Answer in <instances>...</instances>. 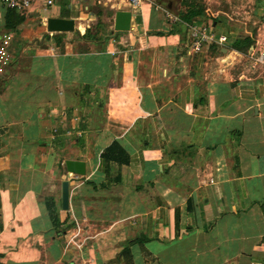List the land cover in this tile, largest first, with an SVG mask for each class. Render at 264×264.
<instances>
[{
  "label": "crops",
  "instance_id": "1",
  "mask_svg": "<svg viewBox=\"0 0 264 264\" xmlns=\"http://www.w3.org/2000/svg\"><path fill=\"white\" fill-rule=\"evenodd\" d=\"M167 4L115 32L125 0H36L12 30L0 3V264H264V67L232 30L192 51L216 22Z\"/></svg>",
  "mask_w": 264,
  "mask_h": 264
},
{
  "label": "rangeland",
  "instance_id": "2",
  "mask_svg": "<svg viewBox=\"0 0 264 264\" xmlns=\"http://www.w3.org/2000/svg\"><path fill=\"white\" fill-rule=\"evenodd\" d=\"M159 1H161L163 5L169 3L172 10H178L180 14L187 10L189 4H193L198 7L199 10L201 9V19H203V22L207 18L216 21V28L212 29L214 33L219 30L225 33L228 32V30H232L235 35L233 39L248 38L250 41L252 40L253 45L257 49L264 51V0ZM207 13L211 16L209 17ZM242 63L256 71H262L264 67V58L262 62L253 63L250 58L244 57ZM237 65H239V63Z\"/></svg>",
  "mask_w": 264,
  "mask_h": 264
},
{
  "label": "built area",
  "instance_id": "3",
  "mask_svg": "<svg viewBox=\"0 0 264 264\" xmlns=\"http://www.w3.org/2000/svg\"><path fill=\"white\" fill-rule=\"evenodd\" d=\"M36 0H0V3L6 8H12L22 13L31 3ZM44 5H51L52 0H42ZM128 7V11L134 16L139 9L140 0H125ZM210 17L211 15L207 13ZM168 19L176 20V17H172L166 14ZM228 36L225 33H214L212 31L211 21H208L202 25L188 24L187 25V42L186 45L194 52L201 49L204 44L216 43L223 45L227 42ZM10 42V36L8 34L0 35V76L3 73V69L8 63V45ZM248 57L253 61L262 62L264 58V51L257 49L255 46H250L247 51Z\"/></svg>",
  "mask_w": 264,
  "mask_h": 264
},
{
  "label": "water",
  "instance_id": "4",
  "mask_svg": "<svg viewBox=\"0 0 264 264\" xmlns=\"http://www.w3.org/2000/svg\"><path fill=\"white\" fill-rule=\"evenodd\" d=\"M170 4H167L169 7ZM132 13L128 10H118L114 13L113 19V30L117 31H127L130 25V18ZM46 30L48 32H66L73 30V20L66 18H47L45 21ZM64 167L67 173L73 175H83L84 173V163L82 161L67 159L64 161ZM68 200V184L67 179L61 182L60 186V203L62 209L67 208Z\"/></svg>",
  "mask_w": 264,
  "mask_h": 264
},
{
  "label": "trees",
  "instance_id": "5",
  "mask_svg": "<svg viewBox=\"0 0 264 264\" xmlns=\"http://www.w3.org/2000/svg\"><path fill=\"white\" fill-rule=\"evenodd\" d=\"M200 10L195 5L189 4L187 6V10L183 11L182 14L178 12V16L183 21L188 22L190 18H192L193 16L201 17L202 12ZM22 20H23V15L21 13H19L15 9L6 8V13H5V18H4L5 28L12 30L17 24L22 22ZM250 46H254V45H253L252 40L250 41L248 38L233 39L232 43L230 44L231 49L238 51L240 53H247L248 48ZM132 242L133 241H129V243H132Z\"/></svg>",
  "mask_w": 264,
  "mask_h": 264
}]
</instances>
